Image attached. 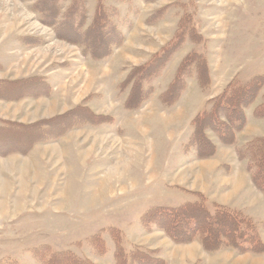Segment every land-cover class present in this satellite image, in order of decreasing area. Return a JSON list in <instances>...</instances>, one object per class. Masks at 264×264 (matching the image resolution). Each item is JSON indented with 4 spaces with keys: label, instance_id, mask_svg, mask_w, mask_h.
<instances>
[{
    "label": "rangeland",
    "instance_id": "obj_1",
    "mask_svg": "<svg viewBox=\"0 0 264 264\" xmlns=\"http://www.w3.org/2000/svg\"><path fill=\"white\" fill-rule=\"evenodd\" d=\"M41 3L0 0V88L30 78L49 87L46 96L0 99V126L42 125L78 107L98 124L74 126L22 154L0 156V264H43L66 251L92 264H116L112 229L126 255L139 250L165 262L173 246L157 228H143L141 218L156 207L194 201L179 181L181 167L196 159L186 146L190 121L209 107L207 100L231 84L264 81V0H50L45 7H56L59 19L78 3L84 30L103 9L123 39L103 59L57 38L54 27L41 21ZM178 37L179 47L143 88L149 98L127 109L128 74ZM193 53L206 65L209 83L202 88V75L191 73L180 99L168 107L160 96ZM262 105L264 82L246 113L243 141L264 139V119L252 114ZM24 143L13 145L24 149Z\"/></svg>",
    "mask_w": 264,
    "mask_h": 264
},
{
    "label": "trees",
    "instance_id": "obj_2",
    "mask_svg": "<svg viewBox=\"0 0 264 264\" xmlns=\"http://www.w3.org/2000/svg\"><path fill=\"white\" fill-rule=\"evenodd\" d=\"M49 1L42 0L41 21L54 27L57 38L68 39L81 46L83 55H89L93 59H103L122 44L120 32L111 26L109 17L103 9L98 10L90 27L84 30V14L78 8V3H72L70 10L59 19L56 7L53 6L52 11L45 7ZM181 39L182 37H178L177 42L163 48L144 66L134 68L128 74L126 83L131 87L125 103L127 109H138L149 98L151 92H144V86L163 69L169 57L181 44ZM193 72L202 75L199 77L202 88L208 85L206 65L202 63L198 55L193 53L180 63L167 91L160 96L166 106H173L180 99L186 86L184 80ZM263 82V78L257 77L242 86L231 84L215 98L209 100L207 102L209 107L198 113L191 122L192 134L186 145L187 151L193 148L198 159L212 157L216 146L209 139V134H213L224 146L233 145L236 134L246 125V110L256 99ZM48 93V84L40 78H30L4 84L0 88V94H2L0 99L36 98L46 96ZM11 95L13 98L4 97ZM84 114L90 118L93 117L94 121H84L82 119ZM253 115L257 119H264V105L255 109ZM66 119H70L69 123H64ZM97 120L98 118L85 107H78L42 125L39 124L44 121L28 125L5 122L0 126V156L12 153L22 154L36 143L56 140L74 126L85 123L97 125ZM22 140L25 141L24 149L13 145ZM237 155L240 159L249 160L247 170L251 181L255 188L264 194V139L252 140L243 150H238ZM195 195L197 201L193 203H185L175 208L156 207L149 210L142 216L141 225L146 230H150L151 227L157 228L175 244H188L198 239L207 252L231 248L240 254L264 253V244L255 225L248 218L217 205H213L210 211L206 208L205 198L199 194ZM111 234L115 243L116 264H165L164 261L154 258L153 253L150 252L134 250L126 255L119 243L118 230L112 229ZM96 239L93 243L96 247H100L99 255H102V245L97 244L99 240ZM43 264L92 263L66 251L52 255L47 262L43 261Z\"/></svg>",
    "mask_w": 264,
    "mask_h": 264
},
{
    "label": "crops",
    "instance_id": "obj_3",
    "mask_svg": "<svg viewBox=\"0 0 264 264\" xmlns=\"http://www.w3.org/2000/svg\"><path fill=\"white\" fill-rule=\"evenodd\" d=\"M254 110L255 108L252 114ZM195 116L192 117L190 125ZM248 124L246 118V126L237 133L234 144L230 146L222 145L213 134H209L212 135L209 139L216 146V151L210 158L198 159L195 150L191 148V152L194 153L196 159L193 158L190 164L181 167V170H183L181 177L184 178L179 181V185L184 186L182 189L188 191L185 193L194 196L193 202L197 201L195 194L203 196L206 200V208L208 209V206H210V211L213 209V205H217L248 218L255 225L256 231L264 244V194L255 188L246 163L237 155L238 150L248 143V140L243 141L244 136H241L245 134L243 132ZM193 167L194 175L186 174V171ZM188 180L191 182L190 185H186ZM257 224H260L263 228L260 233L257 230ZM167 239L173 246V250L165 256V264H212L213 261H221L222 264H264V253L240 254L231 248L207 252L198 239L188 244H175L168 237ZM181 251H183L181 258L176 257Z\"/></svg>",
    "mask_w": 264,
    "mask_h": 264
}]
</instances>
